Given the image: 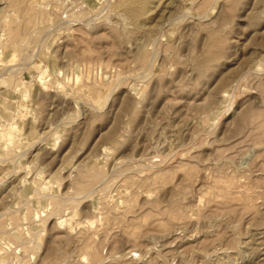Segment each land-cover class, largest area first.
<instances>
[{"label":"rangeland","instance_id":"1","mask_svg":"<svg viewBox=\"0 0 264 264\" xmlns=\"http://www.w3.org/2000/svg\"><path fill=\"white\" fill-rule=\"evenodd\" d=\"M122 1L0 0V264H264V0Z\"/></svg>","mask_w":264,"mask_h":264},{"label":"bare ground","instance_id":"2","mask_svg":"<svg viewBox=\"0 0 264 264\" xmlns=\"http://www.w3.org/2000/svg\"><path fill=\"white\" fill-rule=\"evenodd\" d=\"M152 1L153 0H123L122 3L120 2V4L125 9V11H123V12H126V16H128V18H130V20L132 19V20H136V22L137 21L140 22V21L144 20V18L148 17V16L147 17H145V16L147 14H149V12L152 9L154 10V8L151 9V7H150V4ZM158 2H160V1L158 0ZM118 4H119V2H118ZM156 4H158V3H156ZM120 9H121V7H120Z\"/></svg>","mask_w":264,"mask_h":264}]
</instances>
